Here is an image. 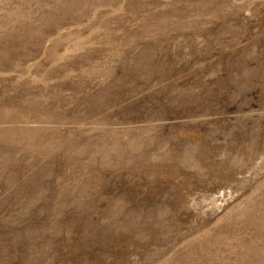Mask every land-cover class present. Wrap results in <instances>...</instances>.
Here are the masks:
<instances>
[{
    "label": "rangeland",
    "instance_id": "obj_1",
    "mask_svg": "<svg viewBox=\"0 0 264 264\" xmlns=\"http://www.w3.org/2000/svg\"><path fill=\"white\" fill-rule=\"evenodd\" d=\"M0 264H264V0H0Z\"/></svg>",
    "mask_w": 264,
    "mask_h": 264
}]
</instances>
